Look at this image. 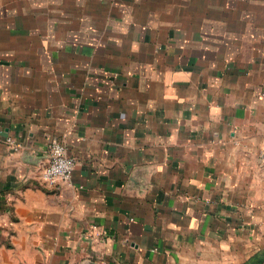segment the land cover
<instances>
[{
    "label": "crops",
    "instance_id": "0c3cea01",
    "mask_svg": "<svg viewBox=\"0 0 264 264\" xmlns=\"http://www.w3.org/2000/svg\"><path fill=\"white\" fill-rule=\"evenodd\" d=\"M260 213L264 0H0V264H221Z\"/></svg>",
    "mask_w": 264,
    "mask_h": 264
},
{
    "label": "built area",
    "instance_id": "2783aa9c",
    "mask_svg": "<svg viewBox=\"0 0 264 264\" xmlns=\"http://www.w3.org/2000/svg\"><path fill=\"white\" fill-rule=\"evenodd\" d=\"M10 143L15 140L8 138ZM76 158L61 141H54L49 147V162L42 169V177L51 185L70 181L76 167Z\"/></svg>",
    "mask_w": 264,
    "mask_h": 264
},
{
    "label": "rangeland",
    "instance_id": "374dc122",
    "mask_svg": "<svg viewBox=\"0 0 264 264\" xmlns=\"http://www.w3.org/2000/svg\"><path fill=\"white\" fill-rule=\"evenodd\" d=\"M263 226L257 230L253 237L250 230L243 231L242 258L239 259L238 244L237 250L233 239L228 238L226 247V260L221 264H264V213L259 214Z\"/></svg>",
    "mask_w": 264,
    "mask_h": 264
}]
</instances>
